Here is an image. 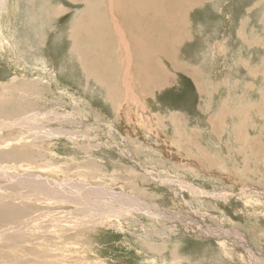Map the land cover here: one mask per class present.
<instances>
[{
    "label": "rangeland",
    "instance_id": "obj_1",
    "mask_svg": "<svg viewBox=\"0 0 264 264\" xmlns=\"http://www.w3.org/2000/svg\"><path fill=\"white\" fill-rule=\"evenodd\" d=\"M108 1L0 0V165L100 192L0 264H264V0Z\"/></svg>",
    "mask_w": 264,
    "mask_h": 264
},
{
    "label": "bare ground",
    "instance_id": "obj_2",
    "mask_svg": "<svg viewBox=\"0 0 264 264\" xmlns=\"http://www.w3.org/2000/svg\"><path fill=\"white\" fill-rule=\"evenodd\" d=\"M162 0H109L108 1V5H105L107 7V9L109 10L116 7H119V5H122V3H125L127 10L130 8L131 9V5L132 4H136V6L140 9H142L144 12H149V11H157L159 5L161 4ZM167 1V0H164ZM169 2V1H168ZM118 5V6H117ZM133 6V5H132ZM122 9V7H120ZM125 8V7H123ZM117 9V8H116ZM119 9V8H118ZM120 9V10H121ZM187 9V8H186ZM183 11V10H181ZM187 11V10H186ZM113 12V11H112ZM114 13V12H113ZM119 13V12H118ZM135 13H138L135 11ZM178 13V12H177ZM123 14V13H121ZM140 14V13H139ZM142 14V12H141ZM181 14V13H180ZM168 15V14H167ZM126 16V15H125ZM139 16V15H138ZM179 16V15H178ZM116 17V16H115ZM129 17V16H128ZM133 17V16H132ZM135 17V16H134ZM137 17V16H136ZM176 17V16H175ZM179 18V17H178ZM114 19V16L112 18V20ZM128 19V18H127ZM126 19V20H127ZM130 19V18H129ZM133 19V18H132ZM137 19V18H136ZM177 19V18H176ZM101 19H96V22L99 24L102 34L100 33V30L97 26V24H95L93 21H89V24L86 25H81L80 26V31L87 33L88 36L91 38V40L93 39L94 41H98V38H101V35H107L109 33H111L110 31L107 30L106 26H109L110 30L112 29V27L110 25H108L109 20H102ZM138 20V19H137ZM175 20V19H174ZM115 21V20H113ZM129 21V20H128ZM135 21V20H134ZM131 22V21H130ZM175 22V21H174ZM173 22V23H174ZM133 23V21H132ZM178 23V22H177ZM123 24V22H122ZM137 24V23H134ZM112 25V24H111ZM127 25V22L125 24V26ZM138 25V24H137ZM177 25V24H176ZM125 26L123 25V27L125 28ZM129 26V25H128ZM131 26V25H130ZM129 26V27H130ZM91 27H95L96 30L91 31ZM147 28V26H145ZM133 28V27H132ZM140 28V27H139ZM174 28V27H173ZM177 28V27H176ZM179 28V27H178ZM114 30V29H113ZM125 30V29H124ZM135 30V29H134ZM133 30V31H134ZM140 30V29H139ZM146 30V29H145ZM172 30V29H171ZM122 31V29H121ZM128 31V30H127ZM152 31V30H150ZM181 31V30H180ZM75 33V31H74ZM126 33V32H124ZM129 33H131L129 31ZM133 33V32H132ZM146 33V32H145ZM143 34V33H142ZM110 35V34H109ZM122 35V34H121ZM124 35V34H123ZM122 35V36H123ZM128 36V35H127ZM134 36V35H133ZM135 36L137 37V35L135 34ZM143 36V35H141ZM106 37V36H105ZM139 37V36H138ZM150 37V36H149ZM179 37V36H178ZM103 39V38H102ZM101 39V40H102ZM126 39V38H125ZM180 39V38H179ZM87 40V39H85ZM133 40V39H132ZM131 40V41H132ZM141 40V39H140ZM88 41V40H87ZM121 41V40H120ZM147 41V40H146ZM92 42V41H91ZM95 44V42H93ZM98 43V42H97ZM96 43V44H97ZM104 43V42H103ZM102 43V44H103ZM128 42L124 41V44H122L121 46L123 48H128L127 45ZM139 43V42H138ZM137 43V44H138ZM143 43V42H142ZM83 44V43H82ZM81 44V45H82ZM95 44V45H96ZM101 44V43H100ZM135 44V43H134ZM140 44V43H139ZM92 45V44H91ZM131 45V44H130ZM141 46H143L142 44H140ZM105 46V45H103ZM139 46V45H137ZM120 47V46H119ZM74 48H77L79 50H81L80 47V43H79V39L75 40V46ZM103 48V47H102ZM110 48V47H109ZM109 48H107L109 50ZM139 48V47H138ZM91 49V48H90ZM79 50V52H80ZM87 50V48H86ZM86 50H83L86 52ZM94 50V49H93ZM131 50V49H130ZM129 50V51H130ZM139 50V49H138ZM75 51V50H74ZM89 52V50H87ZM121 51V49H120ZM140 51V50H139ZM142 51V50H141ZM140 51V53H141ZM87 53V52H86ZM86 53H83L80 55L81 57H86L85 55H87ZM116 53V52H115ZM121 53V52H120ZM151 53V52H150ZM130 54V53H128ZM149 54V53H148ZM90 55V54H89ZM152 55V53H151ZM132 56V55H131ZM101 57V56H99ZM116 57V56H115ZM112 58V56L110 57V61L113 62L114 67H116V62L114 63L115 59L117 58ZM152 56H150L151 58ZM122 58V56H121ZM130 58V57H129ZM128 58V59H129ZM83 59V58H82ZM153 59V58H152ZM102 60V59H101ZM108 62V61H107ZM118 62V60H117ZM120 63V62H119ZM150 63V62H148ZM129 65H131L129 63ZM106 66V65H105ZM121 66V65H120ZM120 69V68H119ZM122 70V68H121ZM119 71V70H118ZM120 72V71H119ZM123 72V71H122ZM118 74V73H117ZM122 74V73H121ZM130 75V74H128ZM127 82V80H126ZM131 83V82H130ZM127 86V85H126ZM10 142V141H9ZM8 143H0V149L6 148L8 147ZM7 153H10L7 152ZM7 158V157H6ZM7 166L4 165H0V180L3 182V186H0V212L1 214L7 215V217H10L12 220H18L19 222H22L21 224H17L15 227H10L5 229L4 231H2L0 233V244H2L3 246H5L6 244H9V242H15L18 245L19 244H28V242H32V241H36L39 240L40 238L46 237V233L48 232H53L55 231V233H53L54 235H59V233L62 232V230L66 229V227H69L67 224H72L74 227L75 225H78L79 223L83 222V217L81 216V218H79L80 220H73L70 217H63L62 216V212L60 211H53L51 218H50V223L48 225H34L35 223V219L31 218L29 219V216L31 215V211L30 209L34 210V207H38L40 203H53L54 205H61V204H66V203H71V204H77L76 206L78 207V209L76 211H82V208L79 207L80 204H85L88 202V200H85L86 194L89 193H93V194H97L100 193L97 191V193H94L93 190L91 192L88 191H83V187L81 184H77L76 182L74 183L73 180H67L66 182L62 183L59 181H56L54 179H50V178H43L41 176L37 177V176H33L30 175V173H26L23 174V176H18L15 175L14 173H9L7 172ZM11 183L10 186H7ZM103 192V191H102ZM112 196V195H111ZM71 197V201L69 200V198ZM90 202V201H89ZM88 202V203H89ZM33 204L34 207H23L29 204ZM23 204V205H22ZM43 204V205H44ZM53 206V204H51ZM40 207V206H39ZM39 210V209H38ZM53 210V209H52ZM155 211V209H154ZM50 212V211H49ZM153 212V211H152ZM45 214V213H44ZM72 214V213H71ZM47 215V214H46ZM46 215L44 216V218L46 217ZM39 216V215H38ZM42 216V217H43ZM2 217V216H1ZM41 217V216H40ZM39 217V218H40ZM4 218V217H3ZM37 218V216H36ZM70 218V219H69ZM76 219V218H75ZM39 221V220H37ZM47 221V222H49ZM41 222V221H39ZM45 222V221H44ZM37 224V223H36ZM46 224V223H45ZM49 228H51L49 230ZM66 231V230H64ZM65 233V232H64ZM50 234V233H49ZM46 235V236H44ZM52 236V235H51ZM33 238V239H32ZM32 239V240H30ZM38 244V243H37ZM42 246L45 245H49L48 241L45 239L43 240L41 243H39ZM14 245V244H12ZM10 247V246H9ZM8 247V249H9ZM16 247V246H15ZM21 247L23 248H27V246L25 245H21ZM13 250V249H12ZM44 251L43 250L41 252L42 256L41 259L38 261V263L35 264H42V259L45 257L44 255ZM16 253V252H15ZM18 253V252H17ZM25 254H28L30 256L33 255L34 250L32 249H28L24 252ZM14 254V253H13ZM19 254V253H18ZM15 255V254H14ZM14 259H17L16 256ZM13 256L12 259L13 260ZM26 260V258H25ZM12 262V261H11ZM9 262V263H11ZM15 262V261H14ZM17 262V261H16ZM58 262V261H57ZM63 262V261H62ZM67 262V261H66ZM19 262H17L16 264H18ZM24 264V263H23Z\"/></svg>",
    "mask_w": 264,
    "mask_h": 264
},
{
    "label": "crops",
    "instance_id": "obj_3",
    "mask_svg": "<svg viewBox=\"0 0 264 264\" xmlns=\"http://www.w3.org/2000/svg\"><path fill=\"white\" fill-rule=\"evenodd\" d=\"M257 252V251H256ZM259 253V252H258ZM260 254V253H259Z\"/></svg>",
    "mask_w": 264,
    "mask_h": 264
}]
</instances>
